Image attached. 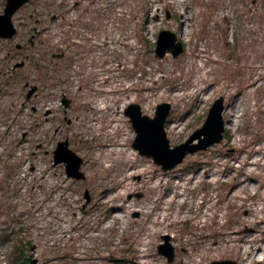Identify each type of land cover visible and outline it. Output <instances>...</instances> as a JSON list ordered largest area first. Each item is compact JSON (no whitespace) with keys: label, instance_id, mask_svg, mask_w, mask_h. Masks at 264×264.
<instances>
[{"label":"rangeland","instance_id":"1","mask_svg":"<svg viewBox=\"0 0 264 264\" xmlns=\"http://www.w3.org/2000/svg\"><path fill=\"white\" fill-rule=\"evenodd\" d=\"M35 18L45 29L18 53ZM12 20L16 35L0 37V264L20 242L28 264H264V0H29ZM163 28L182 41L177 56L154 53ZM220 95L221 142L166 171L133 148L128 104L153 116L170 103L173 146ZM60 140L84 178L54 164Z\"/></svg>","mask_w":264,"mask_h":264},{"label":"water","instance_id":"2","mask_svg":"<svg viewBox=\"0 0 264 264\" xmlns=\"http://www.w3.org/2000/svg\"><path fill=\"white\" fill-rule=\"evenodd\" d=\"M29 0H6L3 11L0 13V37L11 39L16 33V26L12 17L14 13ZM168 16V14H167ZM184 49L181 40L177 39V35L170 29H161L157 33L155 40L154 53L158 57H162L165 53L170 52L173 56H177ZM19 62L14 65L21 66ZM33 89L27 92L30 96ZM66 105V104H65ZM224 96L216 97L211 103L206 118L202 125L195 129L184 141L173 146L170 145L166 135L164 124L170 111V103L161 102L155 107L153 116L143 114L138 103H130L126 106L124 113L129 117L135 135L132 146L138 150L139 154L152 158L159 164L162 170H172L180 164L188 154H193L198 150L219 143L223 139L225 131ZM54 164L63 163L66 174L70 177L79 179L84 178V173L80 170L82 158L68 147L67 140L58 141L53 150ZM132 195H129L131 197ZM84 197L86 202L90 195L85 190ZM164 243L157 246L158 252L164 254L168 261L173 259L174 252L172 248L168 249V236L163 237ZM210 264H237L235 260H215Z\"/></svg>","mask_w":264,"mask_h":264},{"label":"flooded vegetation","instance_id":"3","mask_svg":"<svg viewBox=\"0 0 264 264\" xmlns=\"http://www.w3.org/2000/svg\"><path fill=\"white\" fill-rule=\"evenodd\" d=\"M27 3V2H26ZM23 5H25V3L23 4ZM22 5V6H23ZM21 6V7H22ZM20 7V8H21ZM19 8V9H20ZM58 18V14H55V13H53L52 15H50V19L51 20H56ZM39 24H41V20L39 19V18H35V25L32 27V29H31V32H29L28 34H27V36H26V38L24 39V40H22L23 41V43L21 44V43H19V42H16L15 43V46H16V48H17V50H18V53H21V52H23L24 53V51L26 50V44L25 43H28L30 46H33L34 45V43H35V39L39 36V34L45 29V26H42L41 28H38L37 26L39 25ZM17 29V28H16ZM16 33H17V30H16ZM16 33L14 34V36L16 35ZM13 36V37H14ZM12 37V38H13ZM11 38V39H12ZM6 39V38H5ZM11 39H7L8 41H11ZM57 53H53L52 54V57H54L55 55H56ZM7 56H8V58L9 57H11L12 56V52L10 51V52H8V54H7ZM19 62H22L23 64L21 65V66H16V67H13L14 66V64H16V63H19ZM19 62H14L13 63V66L11 67V71L10 72H17L18 70H19V68L20 67H22L23 65H24V61L23 60H21V61H19ZM10 75V74H9ZM9 77V76H8ZM23 86H24V88H27V91H26V94H25V98L26 99H29L30 97H32V96H34L35 94H37V88H36V86H32V85H30L29 84V82L28 81H26V82H24V84H23ZM30 89H33V91L31 92V94H30V96L29 97H27V92L30 90ZM47 113V112H46Z\"/></svg>","mask_w":264,"mask_h":264},{"label":"trees","instance_id":"4","mask_svg":"<svg viewBox=\"0 0 264 264\" xmlns=\"http://www.w3.org/2000/svg\"><path fill=\"white\" fill-rule=\"evenodd\" d=\"M25 243L24 242H20L19 244H17L16 246H14V251H13V261L12 264H19L20 260L22 259V263L23 264H28L29 257H26L25 253H24V248H25ZM127 256H121V257H115L114 261L120 264H124L128 261V259L126 258Z\"/></svg>","mask_w":264,"mask_h":264},{"label":"bare ground","instance_id":"5","mask_svg":"<svg viewBox=\"0 0 264 264\" xmlns=\"http://www.w3.org/2000/svg\"><path fill=\"white\" fill-rule=\"evenodd\" d=\"M164 209H165V207H164Z\"/></svg>","mask_w":264,"mask_h":264}]
</instances>
